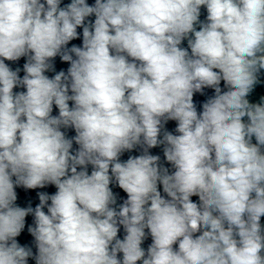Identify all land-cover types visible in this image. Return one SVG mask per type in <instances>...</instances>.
I'll return each mask as SVG.
<instances>
[{"label": "clouds", "instance_id": "9594fccd", "mask_svg": "<svg viewBox=\"0 0 264 264\" xmlns=\"http://www.w3.org/2000/svg\"><path fill=\"white\" fill-rule=\"evenodd\" d=\"M60 5L0 0V264H28L32 250L16 238L29 214L36 264H264V97L247 99L264 70V0ZM78 28L82 46L68 48ZM58 55L70 67L49 78ZM21 57L22 79L5 63ZM205 88L215 95L198 113ZM169 120L179 135L161 140ZM160 144L172 174L148 154ZM137 145L144 154L121 162ZM113 178L127 194L119 211ZM46 185L57 191L39 193L34 209L16 205L17 186Z\"/></svg>", "mask_w": 264, "mask_h": 264}]
</instances>
